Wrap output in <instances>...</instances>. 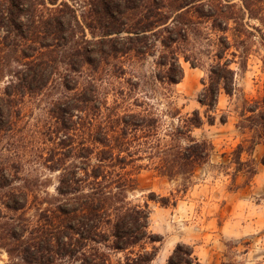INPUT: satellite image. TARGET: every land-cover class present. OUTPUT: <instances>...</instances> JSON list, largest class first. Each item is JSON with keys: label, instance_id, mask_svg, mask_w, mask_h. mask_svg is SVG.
I'll return each mask as SVG.
<instances>
[{"label": "trees", "instance_id": "1", "mask_svg": "<svg viewBox=\"0 0 264 264\" xmlns=\"http://www.w3.org/2000/svg\"><path fill=\"white\" fill-rule=\"evenodd\" d=\"M248 1L0 0V143L8 140L0 154V248L8 255L3 264L152 263L160 239L149 228L148 202L129 199L137 170L181 178L187 191L214 150L193 130L215 123L221 89L230 95L236 89V71L223 51L198 95L204 110L183 114L172 87L184 77L177 46L190 39L192 17L214 24L222 18L226 31L230 19L239 23L245 10L251 13ZM158 46L157 70L114 84L127 73L124 57L156 56ZM58 81L65 92L50 101L46 119L29 135L30 154H23L17 136L27 128L24 105ZM248 112L239 126L251 135L247 145L237 144L232 161L251 178L257 162L242 156L264 142V94ZM41 168L58 172L54 194ZM149 199L163 206L178 201L174 192L151 193ZM34 203L37 219L27 215ZM168 264L201 262L194 246L178 243Z\"/></svg>", "mask_w": 264, "mask_h": 264}, {"label": "rangeland", "instance_id": "2", "mask_svg": "<svg viewBox=\"0 0 264 264\" xmlns=\"http://www.w3.org/2000/svg\"><path fill=\"white\" fill-rule=\"evenodd\" d=\"M243 1L231 0V3L240 6ZM248 3L251 13L245 10L246 14L239 23L230 19L226 31L223 30L226 21L222 18H217L214 24L213 19L192 17L190 39L177 46L181 52L184 77L172 87L176 91L175 105L183 114L197 108L204 110L198 102V95L205 86L204 82H208L210 69L219 59L218 54L223 51H226L224 59H228L236 71V89L231 95L221 89L214 113L215 123L205 121L193 130L196 137L211 140L214 150L209 162L196 169L187 191H182L181 178L170 180L149 168L137 170L138 185L130 191L129 199L134 203L148 202L149 228L160 239L155 243L158 253L151 264H168V258L178 243L194 246L201 264H264V164L260 162L264 142L256 146L251 156L246 152L242 156L244 160L254 158L257 162V173L253 177L248 178L243 171H236L232 161L237 144L247 145L251 135L249 129L239 126L240 121L249 114L248 107L264 94V40L261 36L264 33V0H249ZM199 4L198 1L195 6ZM157 49L156 56L149 55L146 59L132 55L124 57L127 73L114 80V84L118 87V82L124 83L133 74L150 76L157 70L155 62L162 47ZM184 53L190 56V60L184 58ZM192 62L198 66L194 67ZM4 85L1 82L0 88L3 89ZM113 87L108 86V90ZM64 92L58 81L49 93L27 99L23 121L27 128L17 136V139H23L19 143L21 153L30 154L33 141L29 135L46 119L50 101ZM113 97L110 95V100ZM166 104L167 100L162 99L161 107L165 109ZM222 116L227 119L224 123ZM7 141L0 143V154L8 145ZM39 171L49 180L47 189L54 194L58 172L43 168ZM171 192L178 197L176 205L163 206L149 199L151 193L170 195ZM38 206L37 203L30 205L27 215L37 219ZM122 255L119 253L115 258ZM7 261V253L0 248V263Z\"/></svg>", "mask_w": 264, "mask_h": 264}, {"label": "bare ground", "instance_id": "3", "mask_svg": "<svg viewBox=\"0 0 264 264\" xmlns=\"http://www.w3.org/2000/svg\"><path fill=\"white\" fill-rule=\"evenodd\" d=\"M190 79V78H189Z\"/></svg>", "mask_w": 264, "mask_h": 264}]
</instances>
